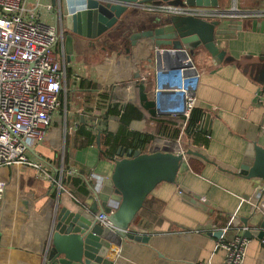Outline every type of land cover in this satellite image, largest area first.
<instances>
[{"label":"crops","instance_id":"obj_1","mask_svg":"<svg viewBox=\"0 0 264 264\" xmlns=\"http://www.w3.org/2000/svg\"><path fill=\"white\" fill-rule=\"evenodd\" d=\"M231 1L220 0L219 7H231ZM235 2L241 10L264 8V0ZM137 12L129 30L118 31L112 36L114 31L97 41L107 58L101 64L77 62L75 40L74 61L70 65L65 59V69H72L70 84H66L68 90L81 93L80 106L87 108L85 114L77 115L78 120L89 121L92 126L85 127L91 132L93 125L111 132L117 130L119 118L113 114L105 116L107 106L130 103L140 110L143 109L139 102L142 92L148 100L154 99L156 75L155 65L149 61L147 53L149 45L142 40L133 51H129L128 46L130 31L141 27V13L148 11L138 9ZM234 20L241 29L221 40L226 53L234 59L264 57V30L260 24L263 19ZM83 40L79 42L87 41ZM108 46H111L110 52ZM173 57L179 58L173 55L169 62H175ZM193 63L197 73L192 88L195 107L205 114L210 113L206 124L209 142L206 147H198L181 141L179 146L174 144L171 151L191 149L204 159L186 155L175 182H160L154 187L147 196L145 211L130 226L133 232L148 236V242L122 240L120 246L111 245V256L118 264H223L225 250L216 246L217 238L221 235L224 240H230L242 233V219L255 212L256 217L248 219L253 223L260 212L264 213V180L237 174L248 142L255 141L264 147V92L263 100H256V93L264 87L263 74L252 70L254 65L246 61L243 65L226 61L215 63L204 53H197ZM80 78L96 87L78 89ZM86 92L88 98L83 97ZM169 96L161 93L157 107L171 104ZM151 117L145 111L142 119H145L146 128L153 125ZM142 119L131 121L129 129L141 131L138 124ZM53 127L54 121L45 139L28 152L29 160L39 164L49 177L28 165L0 169V177L6 181L0 198V264H40L57 197L75 204L69 202L72 195L82 205L88 196L76 198V189L62 181L82 174L83 181H90L91 187L99 188L102 179L112 172L114 161L101 158L95 145L81 149L68 147V159L63 161L61 156L58 161L57 131ZM59 180L63 190L58 189ZM87 188L90 187L87 185ZM258 188H262L260 196L256 194ZM107 205L113 209L117 203L109 200ZM241 264H264V238L247 239Z\"/></svg>","mask_w":264,"mask_h":264},{"label":"water","instance_id":"obj_2","mask_svg":"<svg viewBox=\"0 0 264 264\" xmlns=\"http://www.w3.org/2000/svg\"><path fill=\"white\" fill-rule=\"evenodd\" d=\"M219 1L59 0L63 32L66 34V60L70 61L72 58L73 41L76 38L95 41L109 36L115 29L122 32L129 30V26L137 18V10L141 4L165 2L164 4L172 6L220 8ZM235 1H231L232 5L236 3ZM221 9L226 15L233 11L230 7ZM141 15V27L130 31L128 35L129 51H133V48L145 40L149 45L147 49L149 61H153L158 73L162 61L169 62L173 55L179 57L178 59L190 57L193 62L197 53H204L215 63L226 61L243 65L246 61L254 65L252 70L263 74L264 78V57L247 59L240 56L234 59L226 53L221 44L223 37L236 29H241L236 20L227 16L203 20L193 16L158 11H148ZM226 20L227 23L224 22ZM254 21L256 26L257 21ZM260 22L264 30V20ZM175 66L184 67L180 64ZM156 88L159 90L153 89V100H148L146 93L143 92L139 97L140 105L152 117L161 114L157 109V96L159 92H164L161 88L167 86L159 84L156 78ZM209 115L210 113L204 115L202 125V131L207 134L209 129L206 124ZM150 145L145 151L122 150L119 157L114 159L109 177L102 179L99 188L90 186L89 194L82 205L65 203L57 197L53 203L40 264H118L111 256L113 253L111 245L120 246L122 240L144 244L148 242V236L137 234L130 229L146 197L158 183L175 182L179 167L186 155H195L204 159L199 152L191 149L177 153L161 150L153 142ZM95 146L99 149V133L96 135ZM27 150L33 151L29 147ZM237 174L245 178L258 177L264 180V147L259 146L255 141H249L244 149ZM109 200L117 203L113 209L107 205ZM260 213L253 223H249L248 219L255 218V212H252L249 218L241 220L244 227L242 237L264 238L262 217L264 213ZM98 214L106 216L111 228H102L97 223L95 217Z\"/></svg>","mask_w":264,"mask_h":264},{"label":"built area","instance_id":"obj_3","mask_svg":"<svg viewBox=\"0 0 264 264\" xmlns=\"http://www.w3.org/2000/svg\"><path fill=\"white\" fill-rule=\"evenodd\" d=\"M58 1L0 0V169L28 165L40 169L49 177L39 164L29 160L27 148L32 149L45 139L57 110L62 108L64 121L67 117L64 65L66 34L63 32ZM139 9L193 16L203 20L225 16L230 19L264 20V8L241 10L236 7V3L230 7L233 11L227 15L223 9L210 6L150 3L141 4ZM50 19L54 21L50 23ZM172 59L175 62H165L159 73L154 70L159 84L167 86L161 88L164 92L159 93H168L172 101L171 104L157 109L161 114L182 115L184 121L181 128H184L192 108L195 107L192 88L197 73L190 57ZM178 64L184 67L175 66ZM157 90L159 89L155 88V91ZM263 92L264 87L256 93L258 102L263 100ZM160 94L157 96V102ZM95 104L96 101L93 102V105ZM124 106L125 103L119 104L117 108L123 109ZM75 112L82 115L80 109ZM79 123L78 118L72 121L68 129H64V134L66 131L73 133ZM91 129L96 132L95 128ZM154 139L153 143L159 149L171 151L174 144L180 145L181 132L176 138L155 135ZM184 151L179 148L177 153ZM5 187L6 181L0 177V198ZM58 189L63 190L60 180ZM261 192L262 188H258L257 196H260ZM69 202L80 204L72 195L69 196ZM95 218L102 228H111L104 214H98ZM222 232L224 233L225 229ZM246 241L241 234L234 235L230 240H224L220 235L216 246L225 250L223 264H241Z\"/></svg>","mask_w":264,"mask_h":264},{"label":"trees","instance_id":"obj_4","mask_svg":"<svg viewBox=\"0 0 264 264\" xmlns=\"http://www.w3.org/2000/svg\"><path fill=\"white\" fill-rule=\"evenodd\" d=\"M71 70L70 68L66 69L65 78L66 84H70L71 80ZM95 84H91L85 79L80 78L78 89L84 88H95ZM66 110L70 108V101L72 92L68 90L66 85ZM87 93V92H86ZM89 94V93H87ZM103 97H108V94H103ZM62 110V108H60ZM110 114L118 116V127L115 132L108 131L107 128L101 129L96 128L93 125V128L96 129V132L93 133L88 130L85 126H92L91 123L87 120L80 122L76 127V130L73 133H67L69 135L65 136L64 140V155L63 161L68 159V147L72 149H81L88 146L95 145V139L97 133L100 135V146H99V156L104 159L112 160L116 159L122 150L140 149L141 151L147 150V147L152 143L155 135H163L169 138H176L181 132V140L184 143H189L193 146L206 147L209 142V137L206 132L202 131L203 117L205 112L198 108L193 107L190 113L189 118L186 121V126L182 127L184 117L180 114L171 115V114H158L154 117H151L153 125L151 129L145 131L131 130L129 129V124L133 120H141L145 116V110L140 109L138 106L127 103L123 109H118L115 105L107 106L105 110V116ZM59 161L60 158H57ZM63 180V179H62ZM67 182L71 187L75 188V197L76 198H85L89 190L87 185L90 187L91 182L82 179V174L78 176L67 177L62 181V183ZM148 197H146L143 207L138 211L133 221L139 217V215L145 211V207L148 204Z\"/></svg>","mask_w":264,"mask_h":264},{"label":"rangeland","instance_id":"obj_5","mask_svg":"<svg viewBox=\"0 0 264 264\" xmlns=\"http://www.w3.org/2000/svg\"><path fill=\"white\" fill-rule=\"evenodd\" d=\"M156 3L157 2L152 3V4H156ZM159 3H162V2H158L157 4H159ZM116 33L117 32L115 31V33H113L112 36H115ZM76 39H75V41H76V45L77 46H76V51L75 52H77V54L75 53V55H76L77 62L78 61H82L84 63L86 62V64L95 63L96 65H99V64H101V61L102 60L107 59L105 56H103L101 46H99V44H97V41L99 39L98 40H95V41H85L84 43L83 42H79V39L78 40H76ZM110 47L108 46V50L110 49ZM109 52H110V50H109ZM73 53H74V48H73ZM72 61H74L73 60V56L70 59V65H71V62ZM66 64H67V62H66ZM73 71L76 74V72H75L76 71V68H73ZM91 79L93 81L99 83V81L94 80L93 78H91ZM81 96H82L81 93H76V92L72 93V95H71V101H70V108L66 112V114L68 116L66 117L65 121H64V118H63V110H57L54 113V116H53V120L52 121H54V127L53 128H55L56 131H57V132H55V135H57L56 136L57 138H56L55 141H56V146L58 144V150H57L58 153H59L58 154V158H61V156L64 155V140H65V136L66 135H69V134H67L68 133L67 131L64 134V129L67 130L68 129V126L70 125V123L72 121H74L75 119L78 118L77 117L78 113H76L75 110L80 109V113L81 114H85V112L87 110V108H85V106L84 107L83 106H80L81 105V102H80L79 98H81ZM83 97L88 98L89 95L88 94H85V96L83 95ZM89 102H90V100H89ZM138 125H139V128L141 129V131H145L147 129L148 130L151 129V131H153L150 126H148V128L145 127V119L143 121H141ZM154 140L152 142H154Z\"/></svg>","mask_w":264,"mask_h":264},{"label":"flooded vegetation","instance_id":"obj_6","mask_svg":"<svg viewBox=\"0 0 264 264\" xmlns=\"http://www.w3.org/2000/svg\"><path fill=\"white\" fill-rule=\"evenodd\" d=\"M115 31L118 32L119 30H116V29H115ZM119 32H120V31H119Z\"/></svg>","mask_w":264,"mask_h":264}]
</instances>
